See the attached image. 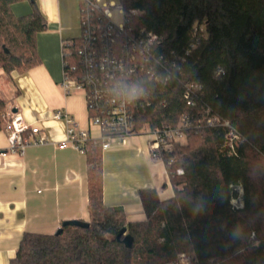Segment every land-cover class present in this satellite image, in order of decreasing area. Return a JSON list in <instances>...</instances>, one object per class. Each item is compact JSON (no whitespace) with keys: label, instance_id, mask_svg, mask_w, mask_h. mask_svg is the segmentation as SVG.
<instances>
[{"label":"trees","instance_id":"16d2710c","mask_svg":"<svg viewBox=\"0 0 264 264\" xmlns=\"http://www.w3.org/2000/svg\"><path fill=\"white\" fill-rule=\"evenodd\" d=\"M18 1L0 0V69L9 79L40 63L37 35L48 25L35 0H28L29 12L15 14L12 4ZM117 1L126 12L139 11L130 15L128 33L162 35L158 51L176 62L165 84L149 81L142 71L134 78L135 88L136 79L145 86L144 103L133 110L135 130L172 126L183 112L200 116L209 107L246 141L232 154L223 129L187 128L185 142L163 153L179 186L174 195L161 200L154 191L140 190L145 218L128 221L121 207L104 203L100 140L87 139L88 226L26 231L9 264H169L180 254L187 264H264V0ZM92 2L78 0L81 33L65 40L82 41L84 15L97 23ZM217 66L223 73L215 76ZM186 83L197 86L194 106L183 96ZM8 104L0 96V129L10 127L2 116ZM237 183L243 187L241 209L230 203ZM123 226L132 238L128 246L125 234L117 238ZM252 232L256 242L249 239Z\"/></svg>","mask_w":264,"mask_h":264},{"label":"crops","instance_id":"0c3cea01","mask_svg":"<svg viewBox=\"0 0 264 264\" xmlns=\"http://www.w3.org/2000/svg\"><path fill=\"white\" fill-rule=\"evenodd\" d=\"M35 4L48 22L37 35L40 63L14 72L11 79L0 72V96L9 100L10 111L39 126L48 139L35 142L36 134L26 131L23 147L11 149L8 131L0 129V264H9L26 231L54 233L64 220H89L86 153L72 145L57 146L65 138L67 123L63 117H53L60 109L90 136L99 134L89 121L83 93L65 95L61 86L60 43L75 29L78 1L35 0ZM12 10L24 14L31 4L14 2ZM149 139L150 133L141 130L129 135L125 144L101 151L103 201L121 207L128 221L145 218L140 190L154 191L162 200L179 187L172 183L164 160L150 155Z\"/></svg>","mask_w":264,"mask_h":264},{"label":"built area","instance_id":"2783aa9c","mask_svg":"<svg viewBox=\"0 0 264 264\" xmlns=\"http://www.w3.org/2000/svg\"><path fill=\"white\" fill-rule=\"evenodd\" d=\"M116 0H93L92 8L99 13L97 23L91 24L89 17H82L86 32L82 35V41L77 44L73 40L62 39L60 50L62 56V80L61 86L65 95L73 92H82L87 105L88 117L91 124L99 128L97 136H90L87 130L78 127L74 119L66 112L57 109L53 117H63L67 123L65 138L57 143L59 148L72 145L76 149L85 152L83 147L87 139L100 140L101 149L104 150L113 144H125L128 136L138 132L135 130L133 110L136 111L144 103L145 86H133L135 77L142 71L152 82L167 83L171 79L170 68L176 62L164 58L158 51L162 43V35L153 31L139 30L133 34L128 33L126 26L131 14L139 11L131 9L126 12L122 5L118 4V13L122 15V21L116 23L112 20V9L116 6ZM81 22V20H80ZM119 35L120 40L117 38ZM122 36L124 38H122ZM190 49L187 48L185 53ZM178 57H180L178 55ZM183 59V57H180ZM134 73V74H132ZM223 73V68L217 66L214 75ZM135 75V76H134ZM197 86L186 83L183 87V96L186 104L196 105ZM200 88V87H199ZM145 103H149L146 101ZM9 120L8 131L9 146L11 149L22 148L27 139L22 135L24 131L36 134L33 141L45 142L48 137L39 126L26 123L19 113L9 109L2 113ZM207 125L221 128L224 131V145L232 154H237V148L246 139L229 120L212 113L207 107L205 113L194 116L191 112H183L175 125L160 126L150 131L149 149L150 155L161 158L169 167L172 160H165L163 153L172 150L177 142L186 140V129ZM175 173H182V168L175 169ZM235 195L230 203L232 208L241 209L243 203V187L240 183L234 186ZM250 241L256 242L254 232L250 234ZM187 256L180 254L176 260L169 264H187Z\"/></svg>","mask_w":264,"mask_h":264},{"label":"rangeland","instance_id":"374dc122","mask_svg":"<svg viewBox=\"0 0 264 264\" xmlns=\"http://www.w3.org/2000/svg\"><path fill=\"white\" fill-rule=\"evenodd\" d=\"M78 1V0H77ZM117 4L115 7H113L112 9V20L116 23H120L122 21V15L118 13V2L117 0L115 1ZM73 25L75 27L74 31L72 32V34L68 35L67 37H77L80 35L81 33V24H80V12L79 9H77V15L73 20ZM59 62L61 64L62 67V56H61V50H60V56H59ZM0 72L2 73L3 77L5 78V74L3 72L2 69H0ZM3 94V93H2ZM7 100V99H6Z\"/></svg>","mask_w":264,"mask_h":264},{"label":"water","instance_id":"95a60500","mask_svg":"<svg viewBox=\"0 0 264 264\" xmlns=\"http://www.w3.org/2000/svg\"><path fill=\"white\" fill-rule=\"evenodd\" d=\"M13 111H15V109H13ZM64 225H78V226H82V227H87L88 226V221H84L81 219H70V220H64L62 221L61 226ZM61 229V227H59L55 232H59ZM122 234H125L124 237L122 238V241L125 243V245H130L132 242V238L130 236V234L126 233V226H123L119 233L117 234V238H120V236Z\"/></svg>","mask_w":264,"mask_h":264},{"label":"clouds","instance_id":"9594fccd","mask_svg":"<svg viewBox=\"0 0 264 264\" xmlns=\"http://www.w3.org/2000/svg\"><path fill=\"white\" fill-rule=\"evenodd\" d=\"M237 233H233V235H236Z\"/></svg>","mask_w":264,"mask_h":264}]
</instances>
